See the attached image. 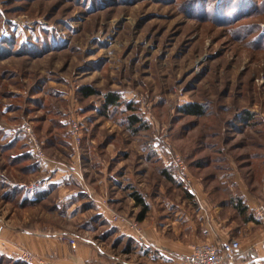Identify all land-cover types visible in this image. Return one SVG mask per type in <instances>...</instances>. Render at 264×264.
Segmentation results:
<instances>
[{
    "label": "rangeland",
    "instance_id": "rangeland-1",
    "mask_svg": "<svg viewBox=\"0 0 264 264\" xmlns=\"http://www.w3.org/2000/svg\"><path fill=\"white\" fill-rule=\"evenodd\" d=\"M107 93L121 105L106 107ZM195 102L204 115L183 111ZM246 109L254 123L238 130ZM73 116L83 124L77 146ZM25 123L45 158L15 160L31 148ZM167 148L184 158L188 183L163 174ZM47 158L61 165L53 174L71 178L32 202ZM263 180L264 0H0V264H21L26 251L52 264L27 247L31 235L89 242L102 250L99 262L139 259L110 219L137 223L133 192L156 217L174 201L196 210L197 194L231 200L241 186L264 202ZM221 215L246 221L247 213L224 204ZM255 221L249 233L264 231Z\"/></svg>",
    "mask_w": 264,
    "mask_h": 264
},
{
    "label": "crops",
    "instance_id": "crops-1",
    "mask_svg": "<svg viewBox=\"0 0 264 264\" xmlns=\"http://www.w3.org/2000/svg\"><path fill=\"white\" fill-rule=\"evenodd\" d=\"M60 167L61 165H56L55 160L49 158L43 160L41 168L49 172H46L43 177L31 186L30 193L31 195L33 194L31 199H36L37 196L40 197L48 193L56 185L68 183V180L71 178L70 174H65L66 172L61 173L60 169L59 172L56 170L55 174L51 172V170ZM239 178L235 176L234 181L238 183ZM239 188L241 192L232 194L231 200L228 198L220 204H214L209 197H205L202 194L199 197L197 194L196 198L198 202L200 201V206L196 210H188V207H185V202L183 204L174 201L172 204L166 206L168 207V212L166 210L162 212L163 210L158 209L156 212L158 216L149 217L151 212L149 206L146 217L141 221L136 219L137 227L140 225L142 228L143 239L137 236L136 229L132 227L130 222H125V226H122V222L114 220L109 215L114 224L117 225L118 223L121 225L118 226L119 231L134 241L133 244L137 247L139 259L131 256H112L111 262H99L104 257L102 250L95 251L89 242H78L75 246H72L69 240L55 235L49 236L47 239L39 235H31L30 241L26 240L25 243L29 249L35 251L40 256L46 257L52 264H167L173 259L191 253L193 246L197 243L210 242L213 244H221L231 239H237L241 241L240 243L245 249L255 250L259 258L254 261H259L264 259V247H261V245L264 246V231L258 229L249 233L250 228L253 227L252 225L256 221H243L238 218V215L237 221L235 218L230 221L228 217L221 215L224 204L228 206L231 204L237 212L244 216L246 213L248 216L251 211L253 212V208L259 201H256V196L252 192H249L247 188L243 186ZM197 191V193H200L198 188ZM88 194L90 195L89 191ZM142 197L146 199L144 201L149 205V200L145 196ZM186 197L193 199V194L187 190ZM238 198H241L242 202L247 206L246 212H240L235 207V201ZM210 205H214L215 207L213 206L212 208ZM152 208L155 210L154 206ZM169 211L174 212L175 216L167 214L171 213ZM102 213H105L104 210ZM170 226H172L173 232L168 228ZM72 238L74 237L70 239Z\"/></svg>",
    "mask_w": 264,
    "mask_h": 264
},
{
    "label": "built area",
    "instance_id": "built-area-1",
    "mask_svg": "<svg viewBox=\"0 0 264 264\" xmlns=\"http://www.w3.org/2000/svg\"><path fill=\"white\" fill-rule=\"evenodd\" d=\"M68 125L70 139L72 140V143L77 146L82 141V121L73 116L69 120ZM23 131L29 139L32 154H35L40 159L45 158L44 153L37 142L35 134L28 123L23 125ZM166 155L168 156L167 166L174 169V176L179 180L188 183L187 164L184 158L178 154H173L169 148H167ZM253 215L255 220L264 222V202H259L253 208ZM113 219L115 220L116 217L113 216ZM131 224L132 227L136 229L137 236L140 239H143L144 236L142 230L137 227V223L133 222ZM1 234L2 232L0 229V236ZM70 243L75 245L76 240L72 238ZM258 258L259 257L257 256V252L255 250L245 249L239 240L231 239L221 244H213L210 242L197 243L193 246L191 253L186 256L173 259L167 264H236L238 261H241L239 264H249ZM20 259L26 264H36L32 255L27 251L20 254ZM41 263L43 264L46 262L41 261Z\"/></svg>",
    "mask_w": 264,
    "mask_h": 264
},
{
    "label": "trees",
    "instance_id": "trees-1",
    "mask_svg": "<svg viewBox=\"0 0 264 264\" xmlns=\"http://www.w3.org/2000/svg\"><path fill=\"white\" fill-rule=\"evenodd\" d=\"M82 92L84 93V95L90 96V95L95 94L97 91L95 89H93V88H90V87H84L82 89ZM120 103H121L120 96L118 94H115V93H107V94H105V96H104V104H105L106 107H113V106L114 107H118V106L121 105ZM129 110L130 111H135L136 108H135V106H132L130 104ZM183 111L185 113H187L188 115H196V116H198V115L201 116V115H204V113H205V110L203 108V104H200V103H197V102L190 103V104L184 106L183 107ZM236 113H239V112H236ZM239 114H242L244 116L245 120L243 122H241V124H239V126H235L236 129L238 127L239 128L242 127L243 125H248V124H253L254 123V122H251L252 119H253V115L250 112H248L247 109L244 110L243 112L239 113ZM137 119L138 118L135 115H130L127 118V120L130 121L131 123H135L137 121ZM231 121H232V119L230 118L228 120V122L231 123ZM142 126H144V124ZM239 128H238V130H239ZM21 140H22V138L20 136H18V138L14 137V140L10 141V143L19 142ZM261 146H263V144L259 145V147H261ZM25 147H26L25 144H22L20 146L21 149L22 148L24 149ZM32 157L33 156H32V152L30 151V149H27V150L24 149V152H19L17 155L14 156L15 160H23V159H28V158H32ZM248 160L251 161L250 158H247L246 162H248ZM248 163L250 165L251 162H248ZM32 166H33L32 168H34L36 170L38 168V162L35 161L34 164H32ZM198 166H201V164L198 163ZM162 172L168 179H170V180L174 179L175 181H177L179 183H182L178 178H176L174 176V174H175L174 172L175 171L171 167L166 166L165 169L162 170ZM45 196H46V194H43L39 198L43 199ZM132 197L135 200V202L137 203V205L140 206V211H139V213L137 215V220L141 221V220H143L146 217L147 212L149 211V205H148V203H146L144 201L142 195L140 193H138V192H133L132 193ZM37 199H31L30 201L34 202ZM235 207L240 212L241 211L242 212H244V211L246 212V210H247V206H245V204L242 202L241 198H238L237 201H235ZM246 220H254V216H253V212L252 211L250 212V214L248 216H246ZM19 260L20 259H18L17 261H19ZM260 262L263 263L264 259H262ZM21 264H26V263H24L22 261Z\"/></svg>",
    "mask_w": 264,
    "mask_h": 264
}]
</instances>
